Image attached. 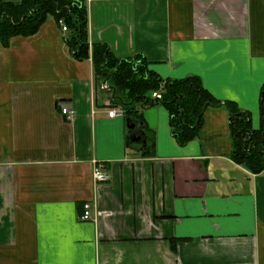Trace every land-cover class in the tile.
Wrapping results in <instances>:
<instances>
[{
    "label": "crops",
    "instance_id": "1",
    "mask_svg": "<svg viewBox=\"0 0 264 264\" xmlns=\"http://www.w3.org/2000/svg\"><path fill=\"white\" fill-rule=\"evenodd\" d=\"M86 3L92 41L143 54L163 79L196 75L262 126L264 0ZM64 34L49 17L0 42V264H264V170L233 160L227 108H207L185 145L160 103L137 106L144 124L131 130Z\"/></svg>",
    "mask_w": 264,
    "mask_h": 264
},
{
    "label": "trees",
    "instance_id": "2",
    "mask_svg": "<svg viewBox=\"0 0 264 264\" xmlns=\"http://www.w3.org/2000/svg\"><path fill=\"white\" fill-rule=\"evenodd\" d=\"M49 17H54L61 28L60 21L65 23L68 30L64 38L72 56L77 60H92L98 85L107 80L115 88L112 103L120 105L127 118L144 124L137 106L163 104L170 113L172 135L178 144L185 145L199 137L206 109L224 106L229 112L233 160L253 173L264 170V116L262 126L256 129L249 111L241 109L235 101L216 98L203 86L200 77L163 79L148 67L143 54L120 58L108 43L92 41L86 0H0V42L9 47L14 37L37 33ZM157 90L162 92L161 99L152 97ZM263 96L264 83L262 100ZM147 130L152 143L146 146L150 149L145 155L153 156L154 131Z\"/></svg>",
    "mask_w": 264,
    "mask_h": 264
},
{
    "label": "built area",
    "instance_id": "3",
    "mask_svg": "<svg viewBox=\"0 0 264 264\" xmlns=\"http://www.w3.org/2000/svg\"><path fill=\"white\" fill-rule=\"evenodd\" d=\"M61 25H62V30L64 32H67V26L65 25V23L61 20L60 21ZM152 97L154 98H158L161 99L162 98V92L160 90L154 91L152 93ZM62 112L67 114V113H72L73 111L69 110L67 107H62ZM124 114V109L121 107H110L108 110V115L110 117H116L119 115H123ZM71 117V115L69 116ZM95 165H94V179L96 180V182H105L108 181L110 179V175L104 171L102 168V164L99 163L98 161H94ZM97 212L95 211L94 205L92 203H85L84 205V212L82 214V219L84 220H94L96 218Z\"/></svg>",
    "mask_w": 264,
    "mask_h": 264
},
{
    "label": "water",
    "instance_id": "4",
    "mask_svg": "<svg viewBox=\"0 0 264 264\" xmlns=\"http://www.w3.org/2000/svg\"><path fill=\"white\" fill-rule=\"evenodd\" d=\"M101 86L106 90L111 92L112 94L115 92V88L113 86H110L107 84V80H103L101 83ZM127 125L129 127V129L131 130H135L137 123L135 121H133L131 118H127ZM131 139L132 141H139L141 139V137L139 135H136L135 132L131 133Z\"/></svg>",
    "mask_w": 264,
    "mask_h": 264
},
{
    "label": "rangeland",
    "instance_id": "5",
    "mask_svg": "<svg viewBox=\"0 0 264 264\" xmlns=\"http://www.w3.org/2000/svg\"><path fill=\"white\" fill-rule=\"evenodd\" d=\"M12 1H17V0H12Z\"/></svg>",
    "mask_w": 264,
    "mask_h": 264
}]
</instances>
